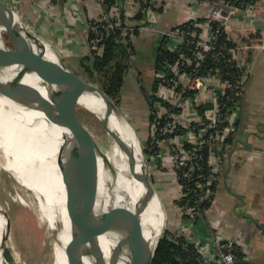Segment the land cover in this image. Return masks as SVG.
<instances>
[{"label":"built area","instance_id":"1","mask_svg":"<svg viewBox=\"0 0 264 264\" xmlns=\"http://www.w3.org/2000/svg\"><path fill=\"white\" fill-rule=\"evenodd\" d=\"M100 1L104 4V0ZM205 1L210 8L208 16L188 17L161 33L160 47L176 52V60H165L160 68L145 69L151 82H157L156 88L151 89L149 85L147 92L156 101L150 108L153 118L147 124L149 138L145 146L156 153L153 166L157 170L168 168L175 179V198L181 202L177 205L180 221L176 233L185 234L194 244L202 264H257L249 259L237 237L224 235L220 229L211 227L208 245L189 237L190 226L206 213L204 203H211L215 196L217 173L222 163L221 145L235 130L240 87V76L229 80L219 66L205 67L203 63L206 59L233 63L235 48L226 45L221 38L235 17L250 16L253 21L255 5V0ZM7 4L19 16L20 1L12 0ZM149 4L152 8L145 11V20L140 23L136 19L141 9L139 1L113 0V14L103 12L88 23L93 31L89 41L92 52L97 53L104 31L121 27L122 17L123 35L129 32L134 37L143 29H150L149 17L158 12V5L156 0H149ZM135 56L131 52V73L137 71ZM202 67H205L203 73L200 72ZM200 106L202 110L198 109Z\"/></svg>","mask_w":264,"mask_h":264},{"label":"bare ground","instance_id":"2","mask_svg":"<svg viewBox=\"0 0 264 264\" xmlns=\"http://www.w3.org/2000/svg\"><path fill=\"white\" fill-rule=\"evenodd\" d=\"M1 20L0 15V46L3 45L4 30ZM26 32L23 36L30 51L52 63L63 73L60 84L62 90H68L66 99L73 102L75 107L95 112L98 120L108 118L105 128L111 139L108 146L112 159L101 149L113 166L116 176L112 179L107 171L101 173L104 165L100 159L99 191L103 199L102 204L111 202L114 208L111 213L112 231L101 234L98 238L104 258L108 260L115 241L119 240L122 249L125 250L126 245L139 234L148 239L152 248L162 234L164 225L157 199L154 197L148 201L144 187L134 178L146 170L138 133L132 131L130 125L108 104L97 89L91 87L88 93L74 99L73 92L70 93L74 85H66L69 83L68 73L59 66L57 49L49 40L36 36L34 38L32 34ZM10 69L14 74L16 67ZM3 71L0 69V79L5 82L10 76L4 75ZM22 81L43 92L42 80L35 73H27ZM8 89V96L0 95V166L10 171L15 180L25 189L33 191L36 198H39L38 208L41 217L45 219L56 239L54 263L75 264L70 240L76 223V212L69 214L66 200L74 198L79 191L80 194L85 191L92 171L80 160L58 150L59 145L69 134L67 129L51 122L46 114L37 108L35 100L29 94L18 90L12 84ZM111 134H114L118 141ZM65 169L67 173H71L72 169L79 172L77 178L79 182L75 181L76 185L71 183L72 186H66L64 181L68 175H64ZM141 201L145 203L143 209L140 208ZM163 206L165 209V205ZM121 211L123 213L119 217L122 219L119 221L117 212L119 214ZM5 237V219L0 210V264H8L3 254L7 243ZM64 243H67L66 251L62 246Z\"/></svg>","mask_w":264,"mask_h":264},{"label":"crops","instance_id":"3","mask_svg":"<svg viewBox=\"0 0 264 264\" xmlns=\"http://www.w3.org/2000/svg\"><path fill=\"white\" fill-rule=\"evenodd\" d=\"M16 1H20V19L35 36L46 39L49 35L59 43L67 39L68 50L56 48L59 56L64 51L62 54L71 59L87 55L88 23L105 12L106 6L100 0ZM156 1L160 10L150 15L152 26L143 29L134 39L138 49L135 59L143 73L150 66L154 68L158 37L163 31L184 21L190 14L202 16L209 9L205 0ZM108 11H114L111 5ZM252 14L253 21L245 16L241 28L233 19L232 26L226 29V40L236 52L233 63L240 72L235 130L232 138L221 145L222 163L217 173L215 196L204 216L190 226L189 237L208 245L211 227L220 229L224 235L238 238L251 261L264 264V0L254 5ZM128 73L131 74L127 70L124 76L125 90L130 78ZM144 76L143 79L147 78ZM150 79L149 76L147 80ZM161 176L171 181L168 187L173 188L175 197L176 183L172 173Z\"/></svg>","mask_w":264,"mask_h":264},{"label":"water","instance_id":"4","mask_svg":"<svg viewBox=\"0 0 264 264\" xmlns=\"http://www.w3.org/2000/svg\"><path fill=\"white\" fill-rule=\"evenodd\" d=\"M0 15L2 19L1 24L10 42L9 47L0 46V69L4 70V75L10 76L7 79L8 81L5 82L0 79V95L8 96L10 84L18 90L29 94L35 100L37 108L42 110L51 122L68 130L69 134L59 145L58 150L80 160L92 171L85 191L82 194L79 191L74 198L66 200L68 212L70 211L69 214L76 212V223L70 240L75 264H152L155 249L161 235L156 239L152 248L150 247V242L143 234L136 235L126 245L125 250L122 249L120 241L117 240L110 250L108 260L106 261L104 258V252L98 238L101 234L112 231L111 213L114 208L111 202H107L105 205L102 204L103 199L99 191L100 174L107 171L112 176V179H114L116 172L108 162L106 154L92 133L80 120L74 103L66 99L68 90L64 88L62 90L60 84L62 83L61 78L63 73L55 65L30 51L23 36V33L27 31L24 24L17 13L2 0H0ZM29 33L36 38L32 32ZM58 63L68 73L67 78L69 80L67 82L69 83H66V85H74L70 90V93L73 92L74 94H72L74 99L83 93H88L91 87L97 89L107 100L108 104L115 108L118 114L130 125L132 131L136 133L134 127L118 111L113 101L97 84L79 77L70 71L62 61ZM14 67H16V71L12 74L10 68ZM27 73H35L42 80L41 88L44 93L35 86L22 81ZM20 101L23 102L22 100ZM92 113L95 114V112ZM100 122L105 127L108 118L103 117ZM111 135L118 141L114 134ZM100 159L104 165L101 173L99 167ZM66 171L65 169L64 175L67 174L69 177H65L64 182L66 186L68 187L71 183H74L72 185H76L75 183L79 182L77 179L79 178L78 175H80L79 172L76 170V173L73 169L71 173H67ZM134 178L144 187L148 201H151L154 197L157 199L164 225L165 209L147 171L145 170L142 175L134 176ZM144 204V201H141V209L144 208ZM0 210L4 215L5 230L7 231V217L1 204ZM122 213L123 211L119 214L117 212L119 221L122 219L119 217ZM136 220L135 217L134 221Z\"/></svg>","mask_w":264,"mask_h":264},{"label":"rangeland","instance_id":"5","mask_svg":"<svg viewBox=\"0 0 264 264\" xmlns=\"http://www.w3.org/2000/svg\"><path fill=\"white\" fill-rule=\"evenodd\" d=\"M210 9V8H209ZM208 9V10H209ZM208 13H203L202 16L206 17ZM191 17H197L195 14H190ZM21 20V19H20ZM235 24L240 28L245 19L241 17L234 18ZM24 24V22L21 20ZM232 24V23H231ZM230 24V25H231ZM27 33L32 30L27 24H24ZM30 34V33H29ZM37 36V35H36ZM39 39L41 37L37 36ZM45 40H49L53 47H59L61 50L67 49L66 41L64 39L61 43L53 40L49 35L45 36ZM3 45L5 47L10 46L8 36L5 31H2ZM42 39V38H41ZM57 49V48H56ZM70 51V49H69ZM64 52V51H62ZM60 54L59 59L63 63H67L68 68H71L72 72L89 81L93 84H97L82 67L80 62L74 56V58L66 57L65 54ZM65 53V52H64ZM236 52H234V55ZM72 56V55H71ZM236 60V59H235ZM234 60V61H235ZM66 65V66H67ZM137 70V69H136ZM132 74V73H131ZM135 72L133 73L134 76ZM97 78V76L95 75ZM146 83V80H145ZM147 84V83H146ZM99 86V85H98ZM100 87V86H99ZM127 95L129 99L122 101L123 97H116L112 101L116 105L118 111L128 120V122L134 127L135 132L138 133L141 146L143 159L146 166V171L148 176L151 178L153 184L155 185L158 194L164 192L165 186L167 185V178L163 179L161 175L168 176L170 170L168 168L157 170L153 166V158L156 153L149 150L145 145L149 138L147 133V107L145 105V100L143 97V92L141 88L134 89V86H128ZM101 89V87H100ZM102 90V89H101ZM103 91V90H102ZM104 92V91H103ZM132 92V93H131ZM105 93V92H104ZM143 99H141V98ZM127 98V97H126ZM76 111L82 123L88 128L92 133L100 147L106 152V154L112 159L110 155L109 146L111 144V139L107 135L108 131L104 125L96 118V116L86 108L76 107ZM139 125V126H138ZM105 128V129H104ZM105 130V131H104ZM149 132V131H148ZM163 183V184H162ZM164 185V189L163 186ZM22 199V200H21ZM161 201L163 205L165 204V222L162 234L165 229L171 228L175 225L179 219V214L177 210L170 209L166 205L163 197L161 196ZM0 204H2L3 210L7 217L8 227L6 231L7 240L6 246L4 247L3 254L7 253L11 256L10 260H7L8 264H55V254L54 246L56 239L45 219L41 217L39 212L38 204L39 198H36L35 193L30 192L25 189L15 178L12 176L10 171L3 169L0 166ZM42 222V223H40ZM41 224V225H40ZM67 243H64L63 249L66 251ZM8 247V248H7Z\"/></svg>","mask_w":264,"mask_h":264},{"label":"trees","instance_id":"6","mask_svg":"<svg viewBox=\"0 0 264 264\" xmlns=\"http://www.w3.org/2000/svg\"><path fill=\"white\" fill-rule=\"evenodd\" d=\"M259 0H255V4ZM113 0H104V6L105 12L109 14H113L114 11L109 12V5ZM108 8V9H107ZM140 11L136 14V19L138 22H143V19L145 20V11L148 8H152L149 4V0H143L140 2ZM160 8V7H159ZM158 8V10H160ZM122 17V15H121ZM124 18L122 17L121 27H124L125 24L123 23ZM95 19L90 20L94 21ZM90 25V24H89ZM113 28L109 29L108 31H104L102 37L99 39L98 42V51L96 54L92 52V50L89 47V41L93 37V31L91 30V27L88 26L87 28V55H84L80 57L79 62L80 66L84 71H86L90 76H92V79L98 83V85L101 87V89L113 100L116 97H123L122 101L128 100V96H122V94H126L129 91L128 86H134V89H136V83L134 81V78H132V75L129 74L128 82H126V90L123 87L124 86V76L130 67V55L131 52L136 54L138 49L134 45V39L137 36L133 37L132 33L127 32L125 35L122 34V28ZM136 30V29H135ZM134 34H136L134 32ZM221 41H223L226 45H230V42L226 40V35L223 33V36L221 38ZM161 45V37H158V44H157V51L155 53L154 58V69L160 68L163 61L167 60L169 62H174L177 58L176 52H170L167 50H164L160 47ZM135 56V57H136ZM141 57V54L138 53V58ZM203 65L210 66V65H217L219 66L222 71L224 72V77L231 80V78L237 79L238 76H240V72L238 70V67L235 66L234 63H226L222 60H219L217 62H214L210 59H206ZM134 67L139 71V67L137 65V60H134ZM151 67V66H150ZM205 67H202L200 69V72L203 73L205 70ZM142 70V69H140ZM97 76V78L95 77ZM150 81V80H149ZM149 81H146L148 84ZM151 82V81H150ZM151 89H155L157 86V82L150 83ZM148 86V85H147ZM128 90V91H127ZM240 87L237 89V92L239 94ZM125 92V93H123ZM132 93V92H131ZM237 94V99H239V95ZM127 97V98H126ZM141 98V97H140ZM145 100V105L147 107V118L146 120L149 123H151L153 115L151 114V106L154 104L156 99L152 97L151 95H144L143 97ZM141 98V99H143ZM117 99V98H116ZM115 100V99H114ZM199 110H202L203 107L200 106L198 108ZM147 127V133L148 132ZM232 138V137H231ZM230 138V139H231ZM206 150V149H205ZM204 150V151H205ZM152 151V150H151ZM170 180V177H169ZM168 181V180H167ZM171 182V181H170ZM170 182H167V185L165 186L164 192H161V196L163 197L166 205L170 207V209L177 210V205L180 206L181 202L178 201L174 197L173 188L168 187ZM163 184V183H162ZM163 189H164V185ZM210 203L205 202L204 207L207 209L209 207ZM179 214V213H178ZM198 219V218H197ZM180 217L175 225H173L169 229H165L162 237L159 239V242L156 246L155 253L153 256L152 264H202V262L198 258V254L196 253L194 249V244L191 243L186 238L185 234H181L179 232L176 233V229L179 225ZM176 233V234H174ZM169 235H172L174 238L171 239ZM4 257L7 260L11 259V256H9L7 253H4Z\"/></svg>","mask_w":264,"mask_h":264},{"label":"flooded vegetation","instance_id":"7","mask_svg":"<svg viewBox=\"0 0 264 264\" xmlns=\"http://www.w3.org/2000/svg\"><path fill=\"white\" fill-rule=\"evenodd\" d=\"M145 75V76H144ZM143 76L144 77H147V78H144L146 81H148L147 79L149 78L150 74L147 73V71H145L144 69V73L142 70L139 69V71L137 70L136 73L134 74L133 76V73H132V78H134V81L136 83V87L138 89L141 88V91L143 92V95H147V92H148V84H146L144 82V79H143Z\"/></svg>","mask_w":264,"mask_h":264}]
</instances>
